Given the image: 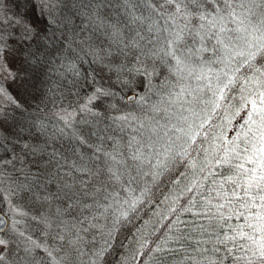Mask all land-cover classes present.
<instances>
[{
  "label": "snow or ice",
  "instance_id": "obj_1",
  "mask_svg": "<svg viewBox=\"0 0 264 264\" xmlns=\"http://www.w3.org/2000/svg\"><path fill=\"white\" fill-rule=\"evenodd\" d=\"M25 3L43 26L0 0V264H264V0Z\"/></svg>",
  "mask_w": 264,
  "mask_h": 264
},
{
  "label": "rangeland",
  "instance_id": "obj_2",
  "mask_svg": "<svg viewBox=\"0 0 264 264\" xmlns=\"http://www.w3.org/2000/svg\"><path fill=\"white\" fill-rule=\"evenodd\" d=\"M18 10L26 14L27 17L32 19L34 23L39 24L40 26H43L44 22L41 18H39V13L38 12L33 13L32 9L26 5L25 0H18ZM128 94L131 95V92H129Z\"/></svg>",
  "mask_w": 264,
  "mask_h": 264
},
{
  "label": "trees",
  "instance_id": "obj_3",
  "mask_svg": "<svg viewBox=\"0 0 264 264\" xmlns=\"http://www.w3.org/2000/svg\"><path fill=\"white\" fill-rule=\"evenodd\" d=\"M104 83H108V84H111L112 81L109 79V77L107 75L104 76V80H103Z\"/></svg>",
  "mask_w": 264,
  "mask_h": 264
},
{
  "label": "water",
  "instance_id": "obj_4",
  "mask_svg": "<svg viewBox=\"0 0 264 264\" xmlns=\"http://www.w3.org/2000/svg\"><path fill=\"white\" fill-rule=\"evenodd\" d=\"M0 215H2V213H0Z\"/></svg>",
  "mask_w": 264,
  "mask_h": 264
}]
</instances>
